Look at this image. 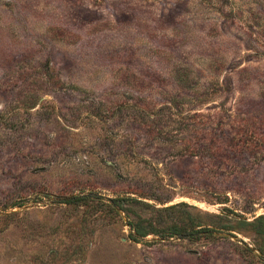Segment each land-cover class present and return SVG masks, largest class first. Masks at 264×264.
<instances>
[{
  "label": "rangeland",
  "instance_id": "374dc122",
  "mask_svg": "<svg viewBox=\"0 0 264 264\" xmlns=\"http://www.w3.org/2000/svg\"><path fill=\"white\" fill-rule=\"evenodd\" d=\"M0 264H264V0H0Z\"/></svg>",
  "mask_w": 264,
  "mask_h": 264
},
{
  "label": "trees",
  "instance_id": "16d2710c",
  "mask_svg": "<svg viewBox=\"0 0 264 264\" xmlns=\"http://www.w3.org/2000/svg\"><path fill=\"white\" fill-rule=\"evenodd\" d=\"M75 201H84V197L82 198H76ZM115 201H119V202H128V203H132V204H141V205H146V204H142V202H139L133 198H118V199H113L111 200L110 202L113 204V202ZM129 228L135 233L137 234L138 236H145L146 234V229H149V230H153L152 226H147L146 228H144L143 226L141 225H136V224H128ZM174 232H177V230H173ZM179 233V232H177Z\"/></svg>",
  "mask_w": 264,
  "mask_h": 264
}]
</instances>
